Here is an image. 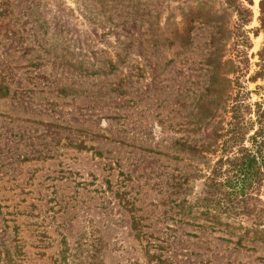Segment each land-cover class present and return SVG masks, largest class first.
Instances as JSON below:
<instances>
[{
    "label": "rangeland",
    "instance_id": "374dc122",
    "mask_svg": "<svg viewBox=\"0 0 264 264\" xmlns=\"http://www.w3.org/2000/svg\"><path fill=\"white\" fill-rule=\"evenodd\" d=\"M203 7L0 0V250L17 264H264V226L237 245L238 220L181 209L223 122L207 27L188 23Z\"/></svg>",
    "mask_w": 264,
    "mask_h": 264
},
{
    "label": "trees",
    "instance_id": "16d2710c",
    "mask_svg": "<svg viewBox=\"0 0 264 264\" xmlns=\"http://www.w3.org/2000/svg\"><path fill=\"white\" fill-rule=\"evenodd\" d=\"M199 1L204 7L198 13L192 10L188 23L207 27L208 45L213 48L207 62L215 61L218 67L209 70L206 93L218 99L223 122L213 134L214 142L193 149L205 154L202 169L194 177L202 181L201 191L187 207L184 204L188 201L182 200L181 209H188V213L194 209L198 219H204L199 226L212 230L230 227L221 221V215L238 220L239 230H243L237 240L240 245L250 234L261 235L264 226V97L259 94L261 86L249 88L264 82V50L257 54L258 62H251L254 54L250 53L252 38L264 34V0H259L258 26L254 28H249L251 0H218L220 12L209 6L214 0ZM192 29L189 26L185 32ZM245 223L249 225L244 227ZM11 250L1 247L0 264H17Z\"/></svg>",
    "mask_w": 264,
    "mask_h": 264
}]
</instances>
